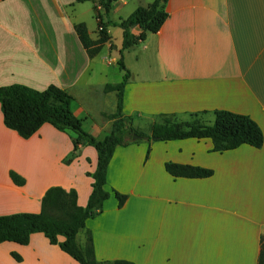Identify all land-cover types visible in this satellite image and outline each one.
I'll return each mask as SVG.
<instances>
[{"label":"crops","instance_id":"crops-1","mask_svg":"<svg viewBox=\"0 0 264 264\" xmlns=\"http://www.w3.org/2000/svg\"><path fill=\"white\" fill-rule=\"evenodd\" d=\"M131 1L114 0L103 22L127 19L139 8L124 13ZM95 7L75 0H0V87L64 90L83 129L102 140L112 129V121L103 117L114 114L117 104V94L103 89L119 84L124 73L118 72L119 83L98 80L118 69L122 40L112 37L117 27H107L111 42L92 60L76 37L74 26L84 24L90 39L97 40ZM166 11L158 33L123 51L130 73L123 92L124 124L142 134L145 122L148 134L116 147L106 176L110 198L76 242L85 245L89 234L100 264H258L264 238V141L260 149L244 145L218 153L209 139L154 142L150 130L164 119L185 123L195 114L212 124L214 112L226 111L249 117L264 139V0H169ZM139 33L132 29L134 36ZM78 57L86 65L74 74ZM82 89L96 96L100 107L76 104L72 90ZM96 163L94 148L82 145L73 152L72 138L49 125L20 138L4 127L0 109V217L38 214L53 187L75 191L77 206L86 207L92 190L87 175ZM167 164L212 174L175 178L166 172ZM10 173L24 186L16 187ZM113 192L125 197L121 208ZM6 262L77 264L41 234L32 235L26 246L0 244V264Z\"/></svg>","mask_w":264,"mask_h":264},{"label":"trees","instance_id":"trees-1","mask_svg":"<svg viewBox=\"0 0 264 264\" xmlns=\"http://www.w3.org/2000/svg\"><path fill=\"white\" fill-rule=\"evenodd\" d=\"M113 1L75 0L76 3L96 4L97 40L90 39L84 24L74 26L76 37L90 60L96 58L102 48L111 42L107 27L114 26L122 31V44L116 65L124 76L119 84L106 85L103 89L104 93L117 94L116 111L107 116L112 121V129L108 136L96 140L86 132L82 122L72 112L73 98L56 86H49L43 91L21 85L0 87V109L6 129L27 140L42 126L49 125L72 138L73 152L80 146L86 145L94 148L97 154L96 169L94 173L87 175L92 179V190L86 207L77 206L75 191L67 192L58 187L50 188L41 201L38 214L23 213L0 217V244L13 243L26 246L32 235L41 234L50 245L57 246L77 264H100L95 260L90 235L88 234L83 248L78 246L76 237L84 230L88 220L102 213L104 203L110 198V193L105 189L108 165L116 147L125 145L130 134L122 116L123 92L130 77L123 63V51L144 42L148 35L159 32L168 18L166 5L169 0H153L148 7L137 8L125 20L104 23L103 18L109 14ZM132 27L140 30L138 36L132 34ZM213 118L212 124L204 123L197 114L192 115L190 121L185 123L164 119L161 123L153 124L150 139L154 142L209 139L213 144V151L218 153L232 151L244 145L254 149L262 147L264 141L262 131L249 117L216 111L213 113ZM165 170L175 178H207L212 174L199 168L174 164L165 165ZM9 176L16 187L24 186V180L18 175L10 173ZM113 193L118 208H121L125 197ZM59 238L63 240L59 241ZM11 257L20 262L17 255L11 254ZM112 264L132 263L116 261ZM258 264H264V238L260 242Z\"/></svg>","mask_w":264,"mask_h":264},{"label":"rangeland","instance_id":"rangeland-1","mask_svg":"<svg viewBox=\"0 0 264 264\" xmlns=\"http://www.w3.org/2000/svg\"><path fill=\"white\" fill-rule=\"evenodd\" d=\"M124 0H116V2L118 4H121ZM129 1V0H128ZM152 0H132L130 3H128V6L124 8V13H126L127 11H129V9H131L132 7H141V8H145L149 3H151ZM113 40L121 42L122 40V34H121V30L118 28L115 30V32H113L112 34ZM119 48H117L116 51H118ZM110 53H113V46L110 47ZM77 64L74 67V74H78L79 70L83 69L84 66L86 65V63L81 60L79 57L77 58ZM112 73H108L106 74V76L104 74H102L100 76V78L98 79L101 82L103 81H109L111 83H119V78H118V72L119 70H114L111 71ZM114 72V73H113ZM79 77V76H78ZM74 78L73 76L70 77ZM101 93V92H100ZM72 95L76 98V101L78 103H80L83 106L88 107L89 109H96L98 107H100V102L98 101V98L96 96L92 97L91 94L88 92H86L85 90H80V91H76V90H72ZM86 97V98H85ZM87 99V100H86ZM106 107H110V105L106 102ZM76 107V106H75ZM104 121L106 123H108L110 120L105 116L103 117ZM141 124V122H140ZM140 129L143 135H147L148 134V130H147V125L145 124V122H142V124L140 125ZM129 130V136L127 137L128 141H131L133 139L134 136H142V134H140L137 130L131 129L130 127H128ZM80 247L83 248V242L80 241ZM7 264V262L5 263Z\"/></svg>","mask_w":264,"mask_h":264},{"label":"water","instance_id":"water-1","mask_svg":"<svg viewBox=\"0 0 264 264\" xmlns=\"http://www.w3.org/2000/svg\"><path fill=\"white\" fill-rule=\"evenodd\" d=\"M133 28H134V27H132V29H133ZM115 49H116V47H115ZM136 138H137V136H134V137H133V139H136Z\"/></svg>","mask_w":264,"mask_h":264}]
</instances>
